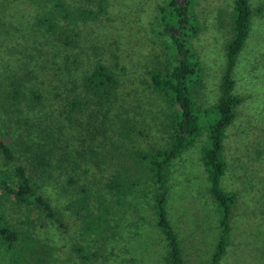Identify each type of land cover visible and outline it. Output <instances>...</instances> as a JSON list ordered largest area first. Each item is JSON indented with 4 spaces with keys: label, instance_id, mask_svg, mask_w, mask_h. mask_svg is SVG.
<instances>
[{
    "label": "rangeland",
    "instance_id": "374dc122",
    "mask_svg": "<svg viewBox=\"0 0 264 264\" xmlns=\"http://www.w3.org/2000/svg\"><path fill=\"white\" fill-rule=\"evenodd\" d=\"M63 1L70 9L81 6L93 9L97 3V0ZM106 1L107 13L102 19L106 21L111 17L110 20L118 23L119 30L106 32L110 35L103 44L107 50L116 48L124 69L119 73L122 79L120 105L122 102L124 105L112 111L111 120H115L118 113L134 122L137 130L144 131L146 137H135L134 142L121 144L116 127L102 131L90 111L78 114L79 120L72 127L68 126L65 114L60 115L66 107L62 102H50L51 96L47 94L48 86L61 89L63 83L58 70H63L64 55L68 54L52 38L37 31H21L3 46L0 43V76L20 77V70L29 66L32 81L26 80V93L30 88L37 90L45 97L44 102L52 103L50 109L44 103L41 111L30 115V123L34 122L30 143L37 146L36 142L47 140L42 139L45 130L57 131L55 128L62 126L58 134L62 147L55 148L48 143L50 141H46L45 147L57 152L61 158L60 168L53 171L50 179H37V184L52 207L64 214L66 229H59L34 208L16 206L0 192V217L26 230L44 246L41 249L46 254L44 264H84V255L90 257L92 253H98L97 259L89 258L85 264H167L168 248L156 227L153 194L148 191L138 192L133 197L122 196L120 205L115 203L118 197H113L109 220L113 228L105 241L91 232V222L85 228L87 233L83 234V218L67 210L83 198L81 188L90 191L88 206L93 210V196L104 193L118 160L122 159L119 154L122 148L134 146L151 151L165 147L169 141L167 128L173 111L150 89L148 75L149 71H161L169 56L166 49V39L168 42L169 39L158 34L160 26L157 25L158 7L168 0ZM194 1L190 22L195 33L187 31V37L190 36L188 45L197 56L199 70L197 77L187 84V91L195 105L199 131L191 147L170 164L165 208L180 240L184 264H209L218 236L219 214L209 195L201 156L209 145L207 129L213 122L220 97L226 45L232 37L233 0ZM249 2L250 32L232 70L233 94L242 100L223 140L226 168L220 186L235 193L237 202L232 211L231 239L221 264H264V0ZM37 12L27 0H0V22L11 23L18 29L31 27ZM83 31L90 33L93 29L85 27ZM85 64L86 60L83 66ZM82 70L83 67L78 73ZM4 129L0 123V132L6 136ZM38 129H43L39 135L36 134ZM6 138L9 147L18 154L20 148L13 146L18 145L16 132L13 130ZM21 159L20 163L27 168V159ZM72 159H75L73 163ZM2 163L0 157V170L5 169ZM0 264H7L1 253Z\"/></svg>",
    "mask_w": 264,
    "mask_h": 264
},
{
    "label": "trees",
    "instance_id": "16d2710c",
    "mask_svg": "<svg viewBox=\"0 0 264 264\" xmlns=\"http://www.w3.org/2000/svg\"><path fill=\"white\" fill-rule=\"evenodd\" d=\"M27 2L38 10L32 26L18 29L13 24L1 20L0 43L2 42L3 46L8 39L16 37L21 31L24 33L37 31L52 38L55 44L62 48L61 50L68 53L64 55L63 70H58L61 75L60 82L63 83L61 89L58 90L55 86L47 87V94L51 96L48 97L49 101L62 102L66 107L60 115L64 117L65 114L68 126L72 127L79 120L78 114L90 111L91 118H95L102 131L105 128L116 127V134L119 140L123 141L121 143L123 145L125 141L134 142L137 137H146L144 131L136 129L134 122L118 113L115 114L116 119L111 120V115H114L112 111L124 105L123 102L120 105L122 79L119 74L123 73L124 69L120 65L121 57L116 53V48L107 50L103 42L108 40L110 35L106 32H112L114 28L119 30L118 23L110 20L111 17L106 21L102 19L107 13V1L97 0L93 9L83 6L70 9L63 0ZM194 2L168 0L160 5L157 11V25L160 26L158 34L169 39V42L166 39L169 56L161 71H149L148 75L150 89L164 99L167 107L173 111L169 116L167 145L151 151H143L134 146L122 148L121 152L118 149L122 159L118 160L114 174L104 187L105 194L98 192L93 196L95 212L88 206L92 195L84 188H81L83 198L67 207L74 215L83 218V234L87 233L85 228L91 222V232H94L97 239L105 241L113 228L109 222L113 197H118L115 203L120 205L122 196L133 197L138 192L144 194V190L148 191V194H153L152 211L156 227L162 233L168 248L167 264H184L180 240L165 208L170 164L186 148L191 147L199 131L195 105L187 91V84L197 77L196 73L199 70L197 56L188 45L190 36L187 37V31L195 33L190 22L193 18L190 10ZM251 16L249 0H233L232 37L226 45V66L221 80L220 97L215 105L213 122L207 129L209 145L202 150L201 161L209 182V195L216 204L219 214L218 236L209 264H221L231 239L232 211L237 196L220 186L226 168L223 140L225 130L234 121L235 109L242 100L233 94L232 70L235 59L249 36ZM112 17L115 18V15ZM85 27L92 28L93 31L87 33L83 31ZM116 34L114 31L115 36ZM82 67L80 74L78 72ZM20 71L22 72L20 77L0 76V123L2 129L5 126L6 136L13 130L16 132L19 146L16 144L13 146L20 148L18 154L14 153L8 145L6 136L0 132V157L5 168L0 170V192L2 197L13 200L16 206L34 208L55 223L59 229H66L63 223L64 214L52 207L37 184V179H50L53 171L60 168L61 158L57 152L45 147L46 141H50L48 143L55 148L62 147L58 137L62 126L55 128L57 131L50 128L45 130L42 139L47 140L36 142L37 146L30 143V136L34 131V122L30 123V115L41 111L45 107L44 103L50 109L52 103L44 102L45 97L37 90L30 88L26 93V80L32 81V71L29 66ZM42 130L38 129L36 134H41ZM21 157L27 159L30 167L26 168L25 164L20 163ZM74 160L72 159V163ZM42 248L44 246L33 239L26 230L17 228L4 217H0V253L7 264H44L42 261L46 254ZM97 257L98 253H92L90 257L84 255L82 263H87L89 258L96 260Z\"/></svg>",
    "mask_w": 264,
    "mask_h": 264
}]
</instances>
